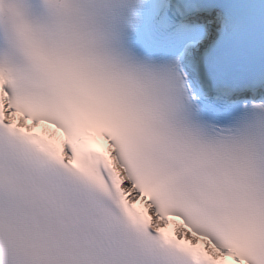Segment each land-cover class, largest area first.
<instances>
[{
    "label": "snow or ice",
    "instance_id": "snow-or-ice-1",
    "mask_svg": "<svg viewBox=\"0 0 264 264\" xmlns=\"http://www.w3.org/2000/svg\"><path fill=\"white\" fill-rule=\"evenodd\" d=\"M0 264H264V0H0Z\"/></svg>",
    "mask_w": 264,
    "mask_h": 264
}]
</instances>
